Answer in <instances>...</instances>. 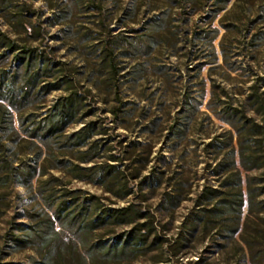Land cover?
I'll return each instance as SVG.
<instances>
[{"label":"rangeland","instance_id":"374dc122","mask_svg":"<svg viewBox=\"0 0 264 264\" xmlns=\"http://www.w3.org/2000/svg\"><path fill=\"white\" fill-rule=\"evenodd\" d=\"M135 228L120 264H264V0H0V264Z\"/></svg>","mask_w":264,"mask_h":264},{"label":"trees","instance_id":"16d2710c","mask_svg":"<svg viewBox=\"0 0 264 264\" xmlns=\"http://www.w3.org/2000/svg\"><path fill=\"white\" fill-rule=\"evenodd\" d=\"M9 46V44H8ZM14 47L9 46V50H12ZM5 109V107H2ZM7 110V109H6ZM243 206V198L240 196L239 199H232L227 201L225 207L226 212H231L236 210V208H241ZM224 207V208H225ZM134 206H129L126 208H121L113 211V215H102L98 217L96 222L99 224L105 223L106 220L112 219L118 224H132L139 220V215L133 213ZM214 212L218 209H213ZM68 218V216H65ZM63 217V218H65ZM59 219V217H57ZM73 220L76 218L72 217ZM98 226V224H96ZM99 228V227H98ZM95 228V229H98ZM123 243H115L114 245H106L102 241H98L90 247L91 252L88 253L87 257L90 260L91 264H115L122 263L123 256L127 251L132 250V248L137 247L140 243L144 242L146 239V234L142 233L139 228H135Z\"/></svg>","mask_w":264,"mask_h":264}]
</instances>
